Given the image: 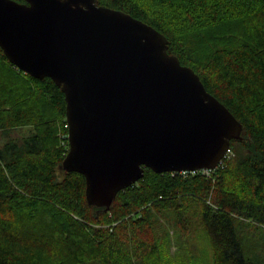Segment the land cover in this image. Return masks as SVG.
<instances>
[{
  "label": "trees",
  "instance_id": "obj_1",
  "mask_svg": "<svg viewBox=\"0 0 264 264\" xmlns=\"http://www.w3.org/2000/svg\"><path fill=\"white\" fill-rule=\"evenodd\" d=\"M96 3L164 35L167 52L242 124L241 138L213 170L145 167L109 209L90 205L84 176L61 168V88L0 48V264H165L171 240L160 215L173 216L179 242L201 226L213 264H264V0Z\"/></svg>",
  "mask_w": 264,
  "mask_h": 264
},
{
  "label": "water",
  "instance_id": "obj_2",
  "mask_svg": "<svg viewBox=\"0 0 264 264\" xmlns=\"http://www.w3.org/2000/svg\"><path fill=\"white\" fill-rule=\"evenodd\" d=\"M0 48L65 98L61 168L85 178L90 205L154 172L214 169L242 124L151 25L96 0H0Z\"/></svg>",
  "mask_w": 264,
  "mask_h": 264
},
{
  "label": "rangeland",
  "instance_id": "obj_3",
  "mask_svg": "<svg viewBox=\"0 0 264 264\" xmlns=\"http://www.w3.org/2000/svg\"><path fill=\"white\" fill-rule=\"evenodd\" d=\"M159 222L161 228L169 231L171 240L170 248L167 250V256L164 259L165 264H213L209 241L201 226L192 223L190 237L188 239L184 237L179 242L178 234L174 233L176 224L173 216L160 215Z\"/></svg>",
  "mask_w": 264,
  "mask_h": 264
},
{
  "label": "built area",
  "instance_id": "obj_4",
  "mask_svg": "<svg viewBox=\"0 0 264 264\" xmlns=\"http://www.w3.org/2000/svg\"><path fill=\"white\" fill-rule=\"evenodd\" d=\"M230 153V149L228 148L227 149V151H226V153H225V156H227L228 154ZM224 156V157H225ZM222 161V160H221ZM199 170H202V171H204V172H208L209 170H213V169H199ZM196 171H198V170H196ZM188 172V171H187ZM191 172H195V171H191ZM180 173H185V172H180Z\"/></svg>",
  "mask_w": 264,
  "mask_h": 264
}]
</instances>
